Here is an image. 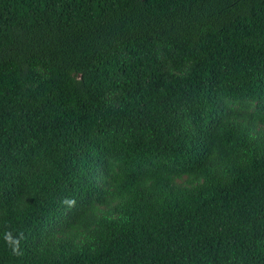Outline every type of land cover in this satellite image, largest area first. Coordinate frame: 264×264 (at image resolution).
<instances>
[{"label": "trees", "instance_id": "obj_1", "mask_svg": "<svg viewBox=\"0 0 264 264\" xmlns=\"http://www.w3.org/2000/svg\"><path fill=\"white\" fill-rule=\"evenodd\" d=\"M0 264H264V0H0Z\"/></svg>", "mask_w": 264, "mask_h": 264}]
</instances>
